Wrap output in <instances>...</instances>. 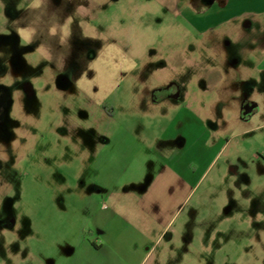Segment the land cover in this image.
<instances>
[{"label": "rangeland", "instance_id": "374dc122", "mask_svg": "<svg viewBox=\"0 0 264 264\" xmlns=\"http://www.w3.org/2000/svg\"><path fill=\"white\" fill-rule=\"evenodd\" d=\"M209 1L0 0L1 259L64 260L82 197L150 177L154 160L132 153L200 133L178 122L190 109L209 149L147 264H264V14L200 32ZM170 83L178 96L153 103Z\"/></svg>", "mask_w": 264, "mask_h": 264}, {"label": "crops", "instance_id": "0c3cea01", "mask_svg": "<svg viewBox=\"0 0 264 264\" xmlns=\"http://www.w3.org/2000/svg\"><path fill=\"white\" fill-rule=\"evenodd\" d=\"M207 3L194 14L193 25L200 32H208L231 20L264 14V0H211ZM259 68L264 70V55L260 59ZM185 111V118L180 116L178 122L188 127L196 126L192 123L194 118L201 123L199 126L202 131L186 134L184 129L181 131L179 145L172 144L174 137L168 133L158 135L162 141L160 146L155 143L149 147L148 141L143 142L142 139L135 152H131L130 162L133 165L137 154L144 152L145 157L154 160L156 164L152 175L144 178L145 174L139 181L126 180L120 185L117 182L102 197H82L81 203H84L85 210L80 213L83 231L79 245L67 243L62 246V256L65 257L62 261L44 258L34 264L148 263L155 250V243L176 218L180 208L192 197L197 184V166L209 149L206 143L211 137V131L192 110ZM109 139L108 136H101L103 143ZM222 149L223 146L218 151ZM86 151L87 148L84 153ZM128 166L121 170L120 179ZM133 186L141 188L138 192L126 189ZM116 187H122L123 192L119 193V190L114 189ZM19 252H23L22 249ZM1 256L3 253L0 254V264H31L24 260L1 259Z\"/></svg>", "mask_w": 264, "mask_h": 264}, {"label": "flooded vegetation", "instance_id": "af4514ba", "mask_svg": "<svg viewBox=\"0 0 264 264\" xmlns=\"http://www.w3.org/2000/svg\"><path fill=\"white\" fill-rule=\"evenodd\" d=\"M177 85L175 83H170L168 85L163 86L160 89H153V94H152V100L155 102L161 101L166 97H172V98H176L178 95V90L176 91ZM159 91V95L156 94V92ZM249 102L247 100H245L242 103V109L240 112V118L244 119V120H248L251 115L254 113V109L249 107V111H247V106H248ZM1 111V108H0ZM2 112V111H1ZM0 127H1V120H0ZM3 178H0V181H2ZM6 223V222H5ZM13 221H7L5 227L8 228L10 226H12Z\"/></svg>", "mask_w": 264, "mask_h": 264}]
</instances>
